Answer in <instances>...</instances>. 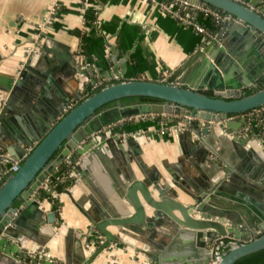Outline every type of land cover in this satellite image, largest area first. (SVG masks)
I'll return each instance as SVG.
<instances>
[{"label": "water", "instance_id": "water-1", "mask_svg": "<svg viewBox=\"0 0 264 264\" xmlns=\"http://www.w3.org/2000/svg\"><path fill=\"white\" fill-rule=\"evenodd\" d=\"M189 1L224 11L222 28L161 80L127 78L124 63L114 74L121 79L111 80L110 73L106 75L110 81L90 94H84L89 83L67 89L83 76L92 84L100 78L91 75L92 66L82 65L70 44L40 37L16 75L0 83L6 92L0 107V147L19 160L17 170L0 182V264H60L23 246L32 239L42 248L58 232L57 211L43 205L50 190L40 187L46 179H55L56 169L64 163L70 164L75 177L84 179L91 167L102 165L113 177L111 205L103 202L94 215L87 213L91 230L105 239L89 253L74 256L76 263L67 252L63 264H92L113 240L130 232L146 244L138 248L146 254L141 264H212L213 259L216 264H233L264 247V174L258 177L232 163L223 165L224 155L213 142L217 128L223 143L225 132H238L247 124L246 113L264 105V6L256 9L261 0ZM111 48L116 61L117 47L111 43ZM249 88L255 90L245 94ZM132 95L163 101L120 102ZM163 112L184 115L187 126L175 125L183 142L195 136L190 143L212 156L214 168L204 187L190 190L171 169L168 177L141 163L139 177L133 168V157L141 161V145L135 131L120 136L124 119ZM232 113L239 116L227 118ZM189 117L197 123L189 124ZM117 122L120 128L113 129ZM250 139L238 134L232 141L246 146L242 155L251 159L252 169L264 170L263 155ZM29 145L33 148L25 155ZM117 151L122 153L121 165L113 156ZM234 168L249 179L234 175ZM73 231L68 229L67 239ZM218 239L220 243L230 239V247L221 254L220 244L215 245Z\"/></svg>", "mask_w": 264, "mask_h": 264}, {"label": "crops", "instance_id": "crops-1", "mask_svg": "<svg viewBox=\"0 0 264 264\" xmlns=\"http://www.w3.org/2000/svg\"><path fill=\"white\" fill-rule=\"evenodd\" d=\"M51 6L55 9L46 29H42L39 23ZM261 6H264V0L256 9L262 10ZM200 21L207 29L212 27V17L205 16ZM40 37L41 41L54 37L70 44L82 65L93 67L91 75L100 78L99 82L92 84L91 78L83 76L79 83L74 81L67 86V89H76L91 84L84 94L110 81L106 75L122 71L124 63L127 78L161 80L204 41L203 34L193 25L180 21L148 0H88L87 3L85 0H0V83L7 76L16 75L26 52ZM111 43L117 47L116 61L111 59ZM114 79L121 77L114 75L111 80ZM5 95L6 92L0 89V107ZM176 117L183 119L184 115L163 112L126 118L120 136L126 130L137 133L134 135L141 145V161L133 157L131 164L139 177L143 174L139 164L144 163L168 177L171 176L169 169L173 170L190 190L202 188L208 184L210 171L214 168L210 161L212 156L200 152L197 143H190L195 136L186 139L187 143L183 142L184 137L175 129ZM192 121L189 124L192 125ZM246 125L238 132L234 129L225 132L223 143L217 138L221 135L217 128L213 142L216 150L224 155L223 165L232 163L248 173L255 171L261 177L264 170L252 169L251 159L242 155L246 146L232 141L238 134H247L244 131ZM112 126L113 129L120 128L118 122ZM250 142L264 158V137H251ZM113 156L121 165L122 153L117 151ZM124 167L122 173L127 171V166ZM71 172L72 167L67 170L65 180H56L52 184L43 204L46 210H56L59 220L55 222L58 232L42 249L60 263H64L67 252L71 254V262L76 263L73 259L80 253L87 254L100 244V236L105 239L102 233L91 230L87 213L94 215L103 202L111 205L108 192L113 173L106 165L91 167L84 179L70 175ZM232 172L237 177L248 178L238 168ZM70 227L75 231L67 239ZM109 227L117 230L116 226ZM138 236L134 232L122 233L92 264H141L146 254L137 250L146 244ZM23 247L31 254L40 249L32 239H27Z\"/></svg>", "mask_w": 264, "mask_h": 264}, {"label": "built area", "instance_id": "built-area-1", "mask_svg": "<svg viewBox=\"0 0 264 264\" xmlns=\"http://www.w3.org/2000/svg\"><path fill=\"white\" fill-rule=\"evenodd\" d=\"M148 1L158 5L163 11L175 16L180 21L185 22V23L190 24V25H193L200 33L203 34V40L206 42H209L212 38L216 37L217 33L209 32L207 27L203 23H201L200 20H197V19H195V17L193 18L191 16V12H200L203 15H205L206 17L214 16V17L224 18L226 16L225 14L220 15V10L214 8L213 6L204 5L201 3H194V2H191L189 0H148ZM239 1L248 3V0H239ZM87 2H88V0H85V3H87ZM54 9H55V7L51 6V8L49 9L50 11L44 17L42 22L39 23V26L42 29H46L47 23H48V21H50L51 16H52L51 14L53 13ZM88 89H85V90L87 91ZM86 94H89V92ZM238 116H239V114L232 113V114H229L227 116V118H230V119L231 118H237ZM246 116H247V125L245 126V130H244L245 133L250 135V137H254L257 135L264 137V105H261L259 107H256V108L249 110L246 113ZM194 119H195V117H189V120H190L189 123ZM253 120H255L256 122H258L260 124L261 127H260L259 131H255L253 129V127H252ZM175 125H177L179 128H184V126H187V123L185 121V116L183 119L178 118L176 120ZM32 148H33V145L27 146L25 155L28 154L32 150ZM18 162H19V160H14L11 158L9 152L6 149L0 147V182L2 181V179L4 178L5 175H8L9 173L17 170ZM67 164H68V168L65 170L66 172L70 168V164L69 163H67ZM65 171L62 170V166L58 167L56 169V172H55V180H57V181L65 180L67 177V173ZM51 180H52V178L46 179L40 188H47L50 190L52 187ZM102 238L103 237L100 236L101 242L103 241ZM220 239L216 240L215 245L219 244ZM220 247L218 249V254H221V253H224L225 251H227V250H220ZM35 253H36V255H38L40 257H42L44 255V257H46V258L53 259L42 248L39 249L38 251L36 249ZM216 262H217L216 259L212 260V264H216ZM60 264H63V263H60Z\"/></svg>", "mask_w": 264, "mask_h": 264}, {"label": "trees", "instance_id": "trees-1", "mask_svg": "<svg viewBox=\"0 0 264 264\" xmlns=\"http://www.w3.org/2000/svg\"><path fill=\"white\" fill-rule=\"evenodd\" d=\"M224 14H225L224 11L220 10V15H224ZM191 16L193 18L195 17V19H197V20H200L203 17H205V15H203L200 12H191ZM222 25H223V18L212 16V27L209 28L208 31L211 33H218L220 31V29L222 28ZM117 80H119V79H114V81H117ZM108 82L109 81H106V82L102 83L101 85H98L97 87L92 89L89 92V94L98 90L100 87L106 85ZM254 90H255L254 88L246 89L245 94H249V93L253 92ZM121 100L123 102H127V103L134 102V101H157V102L163 101V99H159V98H155V97H151V96H144V95L125 96V97H122ZM174 119L177 120L178 118L176 117ZM196 123H197V120H193L192 124L195 125ZM252 127L255 131H259L261 126L258 122L253 120ZM67 168H68L67 163L62 164V170L63 171H65ZM6 177H7V175L4 176L2 181H4V179ZM55 181H56L55 179H52L51 184H54ZM229 240L230 239H226V241L221 244L220 250H228V248L230 247V245L228 244ZM233 264H264V247L257 250V251L251 252L249 254H246V255L240 257Z\"/></svg>", "mask_w": 264, "mask_h": 264}, {"label": "flooded vegetation", "instance_id": "flooded-vegetation-1", "mask_svg": "<svg viewBox=\"0 0 264 264\" xmlns=\"http://www.w3.org/2000/svg\"><path fill=\"white\" fill-rule=\"evenodd\" d=\"M120 102H123V101L120 99ZM113 103H114V101H113ZM123 103H125V102H123Z\"/></svg>", "mask_w": 264, "mask_h": 264}, {"label": "rangeland", "instance_id": "rangeland-1", "mask_svg": "<svg viewBox=\"0 0 264 264\" xmlns=\"http://www.w3.org/2000/svg\"><path fill=\"white\" fill-rule=\"evenodd\" d=\"M41 249V248H40ZM137 251H140V250H137Z\"/></svg>", "mask_w": 264, "mask_h": 264}]
</instances>
